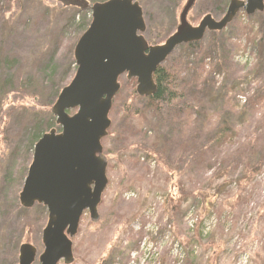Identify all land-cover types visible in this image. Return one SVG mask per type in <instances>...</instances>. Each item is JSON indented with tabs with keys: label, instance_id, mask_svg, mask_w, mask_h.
Listing matches in <instances>:
<instances>
[{
	"label": "rangeland",
	"instance_id": "obj_1",
	"mask_svg": "<svg viewBox=\"0 0 264 264\" xmlns=\"http://www.w3.org/2000/svg\"><path fill=\"white\" fill-rule=\"evenodd\" d=\"M136 1L144 11L145 38L156 45L176 32L188 2ZM230 1L197 0L189 23L198 26L206 15L221 20ZM91 19L90 8L68 1L0 0V264H18L24 244L43 252L48 211L25 210L19 197L41 134L57 128L51 109L76 73L74 50ZM214 34L196 47H178L165 63H187L180 85L193 116L181 125L149 113L142 119L146 100L132 98V80L120 79L103 142L109 183L99 221L85 214L73 239L74 264H142L146 236L159 250L150 264H264V13L241 11ZM129 105L139 114L131 122L122 112ZM187 137L192 144L183 163L178 156ZM238 142L249 143L238 148ZM202 147L209 150L194 157ZM251 162L261 163L260 170L245 185ZM181 191L188 196L181 198ZM149 225L154 230L147 231ZM174 242L184 248L183 258L172 255Z\"/></svg>",
	"mask_w": 264,
	"mask_h": 264
},
{
	"label": "water",
	"instance_id": "obj_2",
	"mask_svg": "<svg viewBox=\"0 0 264 264\" xmlns=\"http://www.w3.org/2000/svg\"><path fill=\"white\" fill-rule=\"evenodd\" d=\"M196 1L188 0L176 32L155 46L144 37L146 23L138 2L109 0L90 6L86 0L74 1L91 9L92 23L75 47L77 72L51 110L62 131L53 129L36 144L19 197L24 209L39 204L48 211L40 264H73L72 239L84 212L99 221L98 207L109 182L101 142L112 124L109 115L120 77L136 79L137 94L152 97L158 90L154 74L178 47L200 43L208 32H222L241 10L248 16L264 12V0H232L222 20L207 15L192 26L188 15ZM69 111L76 113L70 116ZM37 255L36 247L24 244L18 264H34Z\"/></svg>",
	"mask_w": 264,
	"mask_h": 264
},
{
	"label": "trees",
	"instance_id": "obj_3",
	"mask_svg": "<svg viewBox=\"0 0 264 264\" xmlns=\"http://www.w3.org/2000/svg\"><path fill=\"white\" fill-rule=\"evenodd\" d=\"M91 21H92V19H91ZM91 21H90V23H91ZM87 29H88V26H86V28L83 29L84 33L87 31ZM216 34H220V33H215L214 35H216ZM149 43L153 44V42H151V41H149ZM198 44L199 43L189 44L188 46L196 47ZM153 45H155V44H153ZM232 61H233V59H232ZM181 67L182 68L185 67V69H187V63H185V64L180 63V67L179 66H172V68L168 67L167 64H163L162 66H160L158 68V70L156 71V73L154 74V81L157 85L158 90H157V93L150 98L139 97L136 90H135V88L137 86L136 81L135 80L130 81V84H131L130 89H132V98L145 99L147 102L145 111L143 113H141L142 119L146 118V114L149 113V114H152L154 119L157 118V119H159L165 123H168L170 125H181L180 124L181 122H185L187 119L189 120V118H192L193 107L191 105L187 104V102H188L187 93H186L187 91L184 87H182L180 85V81H182L181 76H182V74H184V73H182V71H180ZM54 72H56V71H54ZM120 95H121V92L117 95L115 101L120 97ZM114 104H115V102H114ZM249 105H251V100L249 101V103L246 105V107L243 110L244 111L248 110ZM114 109L115 108L113 107V110ZM256 109H257L256 106H252V108H251L252 113L254 111H256ZM122 112H123V115L125 114L130 119V122H131V120L134 119L133 116L135 117V116L139 115L138 113L132 112L131 105H129V107ZM263 118H264V116H263ZM41 135H43V134H41ZM41 135H40V137H41ZM221 138L223 141L224 138L223 137H221ZM126 141H129V140H126ZM248 143L243 144L242 142H238L237 146H238V148L239 147H247ZM191 144H192L191 139L188 137L185 138V141H184V143H182V147H181L182 152H184V153H182L178 156L179 161L185 163L186 159L189 158V157L185 158L182 155H185V156L189 155L188 152H190L189 149H191ZM197 149L195 151L194 157L199 156V155L202 156L206 153L207 149L209 150L208 147H202L201 152L198 153ZM151 153H152V151H151ZM160 153L164 154L165 152H160ZM158 159L162 163L164 161L163 155H160V157ZM136 163H137L136 167L140 170L141 168H140L139 163L138 162H136ZM260 165H261V163H258V164H255L252 162L246 163L245 167L247 168L246 169L247 174L245 175V180H246L245 185H248L249 183H251L253 181L256 174L260 170ZM158 166H159V164H158ZM146 176H147V173H145V178H146ZM186 196H188V194L183 193L181 191V198H184ZM178 201H177V203H178Z\"/></svg>",
	"mask_w": 264,
	"mask_h": 264
},
{
	"label": "built area",
	"instance_id": "obj_4",
	"mask_svg": "<svg viewBox=\"0 0 264 264\" xmlns=\"http://www.w3.org/2000/svg\"><path fill=\"white\" fill-rule=\"evenodd\" d=\"M134 193H129L126 195V198H132L134 197ZM211 222L215 223L216 221L215 220H211ZM147 231H150V230H154L153 227H150L147 226ZM170 234V235H169ZM170 236H171V233L169 232L168 235H165V242L169 243V240H170ZM171 252H172V255H176L177 257L179 258H183L184 257V251L183 249L181 248V246L178 244V243H173V245L171 246ZM140 251L141 253V256L143 257V263L142 264H150L153 259L156 257L155 253L156 252H159L158 248L156 247V245L154 244V242H152L150 236H146L143 240V244L141 245L140 247ZM138 254H135L134 257H136ZM134 264V263H132Z\"/></svg>",
	"mask_w": 264,
	"mask_h": 264
},
{
	"label": "flooded vegetation",
	"instance_id": "obj_5",
	"mask_svg": "<svg viewBox=\"0 0 264 264\" xmlns=\"http://www.w3.org/2000/svg\"><path fill=\"white\" fill-rule=\"evenodd\" d=\"M68 2H71L72 0H67ZM229 7V6H228ZM228 10V9H227ZM222 20V19H221ZM216 21H220V20H216ZM60 131V130H59ZM58 131V132H59ZM85 214H88V212H86Z\"/></svg>",
	"mask_w": 264,
	"mask_h": 264
},
{
	"label": "bare ground",
	"instance_id": "obj_6",
	"mask_svg": "<svg viewBox=\"0 0 264 264\" xmlns=\"http://www.w3.org/2000/svg\"><path fill=\"white\" fill-rule=\"evenodd\" d=\"M76 7H79L78 5H76ZM79 8H81V7H79ZM82 9V8H81Z\"/></svg>",
	"mask_w": 264,
	"mask_h": 264
}]
</instances>
